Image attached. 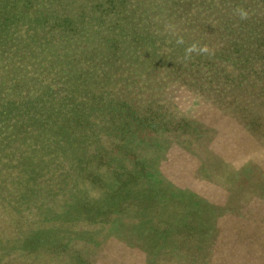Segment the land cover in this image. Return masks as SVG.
I'll return each instance as SVG.
<instances>
[{
    "label": "rangeland",
    "instance_id": "obj_1",
    "mask_svg": "<svg viewBox=\"0 0 264 264\" xmlns=\"http://www.w3.org/2000/svg\"><path fill=\"white\" fill-rule=\"evenodd\" d=\"M254 1L0 0L4 264H264Z\"/></svg>",
    "mask_w": 264,
    "mask_h": 264
},
{
    "label": "trees",
    "instance_id": "obj_2",
    "mask_svg": "<svg viewBox=\"0 0 264 264\" xmlns=\"http://www.w3.org/2000/svg\"><path fill=\"white\" fill-rule=\"evenodd\" d=\"M223 1H225V0H223ZM236 1V3H237V5H238V3L239 2H242V1H244V0H235ZM252 1V0H251ZM254 1V0H253ZM255 2V4L258 2L257 0H255L254 1ZM218 7V6H217ZM239 10V11H238ZM237 13L239 14L240 13V11H242V10H240V8H238L237 10ZM243 11H245L246 12V10H243ZM236 13V14H237ZM253 43H255L254 42V40H253ZM193 214H197V212H194ZM15 248H17V247H15ZM3 250V249H2ZM9 253L7 252V251H5V250H3L2 252H0V258H6L7 257V255H8ZM7 259V258H6ZM0 261L2 262V264H4V262L0 259ZM13 261H11L10 262V264L12 263Z\"/></svg>",
    "mask_w": 264,
    "mask_h": 264
},
{
    "label": "clouds",
    "instance_id": "obj_3",
    "mask_svg": "<svg viewBox=\"0 0 264 264\" xmlns=\"http://www.w3.org/2000/svg\"><path fill=\"white\" fill-rule=\"evenodd\" d=\"M239 15H240V18H241V19H246L248 13L245 12V11H240ZM204 51H206V49H204Z\"/></svg>",
    "mask_w": 264,
    "mask_h": 264
}]
</instances>
